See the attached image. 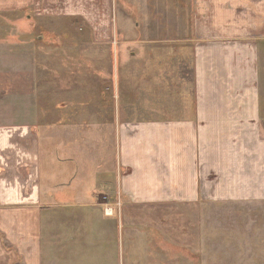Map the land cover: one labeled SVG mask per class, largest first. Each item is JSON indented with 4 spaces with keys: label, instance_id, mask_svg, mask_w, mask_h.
Here are the masks:
<instances>
[{
    "label": "crops",
    "instance_id": "1",
    "mask_svg": "<svg viewBox=\"0 0 264 264\" xmlns=\"http://www.w3.org/2000/svg\"><path fill=\"white\" fill-rule=\"evenodd\" d=\"M46 1L7 0L6 4L21 9L34 4L51 6L59 19L70 21V35L80 32L105 40L112 37L114 43L117 37L141 35L135 19L134 28L123 27L126 18L122 6L131 2L135 14L137 6L141 10L142 0H51L44 5ZM170 2L173 8L169 14L185 12L179 13L180 19L165 17L168 9L163 7L164 0H155L156 13H164L161 20L171 24L179 19L183 27L178 32L182 30L179 34L186 38L184 41L117 40L114 45H119L120 52L133 49L132 78L139 86L134 97L139 94L142 101L134 114L166 117L131 122L117 119L118 172L113 190L122 201L120 213L153 212L157 209L152 208L165 205L195 207L201 201L264 202V0ZM189 19L188 31L185 22ZM147 32L149 36L159 35ZM188 43H192L193 54L191 78L183 76L182 64L172 56L187 49ZM143 49L154 54L153 58L136 59L135 53ZM162 51L171 55H156ZM42 145L32 126L0 129V264H12L10 246L17 249L23 264H44V258L54 264L61 255L56 251L63 244L76 243L69 237L78 231L84 238L88 236L84 230L90 228L100 238L96 247L100 256L121 264L116 242L108 245L103 239L110 235L109 226L113 233L115 224L124 228V222L120 216L115 223L114 218L100 215L96 189L86 174L81 188L71 177L64 180L66 184H53L45 193ZM58 146L55 149L60 155L65 144ZM83 188L88 197L84 200ZM57 225L62 231L53 233L54 241L48 243L46 233ZM82 240L76 244L78 254H85L87 260L97 257L86 249L91 247L90 238L88 242ZM109 246H115L113 252Z\"/></svg>",
    "mask_w": 264,
    "mask_h": 264
},
{
    "label": "rangeland",
    "instance_id": "2",
    "mask_svg": "<svg viewBox=\"0 0 264 264\" xmlns=\"http://www.w3.org/2000/svg\"><path fill=\"white\" fill-rule=\"evenodd\" d=\"M6 1L0 0V129L14 126L36 128L43 144L45 193L53 184H66L64 180L71 177L77 179L73 182L81 188L82 177L85 174L90 177L96 189L100 215L114 218L115 223L120 216L122 224L124 222V228L116 223L113 233L109 226L110 235L103 239L108 245L116 242L121 264H264V202L218 204L201 201L195 207L165 205L152 208L157 209L153 212L132 210L120 213L122 201L113 190L118 172L117 119L131 122L138 119L165 120L166 117L134 114L142 101L139 94L134 97V90L139 86L133 84L132 78L133 49L120 52L119 45H114L118 44L117 40L167 39V44L184 41L186 38L179 34L182 30L178 32L183 27L179 24V13L183 11L169 14L172 2L164 0L163 7L168 9L165 17L179 18L173 19L175 22L171 24L169 20H161L164 13H156L155 0H142L141 10L137 6L135 14V5L128 2L122 6L126 18L123 27L134 28L132 20L135 19V28L141 35L117 37L114 43L112 37L105 40L80 32L70 35V21L59 19L51 6L37 7L34 4L21 9L14 4L10 7ZM189 6L191 18V2ZM185 23V29L189 31L190 19ZM147 30L159 35L149 36ZM163 32L164 35L160 36ZM188 44L187 49L174 52L172 56L182 64L183 76L191 78L192 43ZM100 47H105L102 52L94 51ZM163 52L167 51L156 55H171ZM135 55L136 59L143 61L154 56L147 49ZM136 112L138 115L139 111ZM63 143L65 146H60L63 151L58 155L55 148ZM53 176H57L56 180ZM81 197L83 200L88 198L84 188ZM107 209L113 214L107 215ZM95 218L93 214L92 219ZM56 227L48 229V243L54 241L53 233L58 235L62 231L58 225ZM84 231L88 236L83 238L77 231L76 235L69 237L76 241L74 246L63 244L62 249L56 251L61 255L54 264H116L117 261L110 258L104 260L96 251L101 242L95 229ZM81 239L82 242L91 241V247L86 249L93 250L94 256L99 258L87 260L85 254H78L76 244L79 245ZM114 248L109 246L112 252ZM8 251H12L8 255L12 264L24 263L15 247L10 246ZM44 264L53 263L44 258Z\"/></svg>",
    "mask_w": 264,
    "mask_h": 264
},
{
    "label": "built area",
    "instance_id": "3",
    "mask_svg": "<svg viewBox=\"0 0 264 264\" xmlns=\"http://www.w3.org/2000/svg\"><path fill=\"white\" fill-rule=\"evenodd\" d=\"M105 213H106L107 215H111V214H113V212H112L111 209H107V210L105 211Z\"/></svg>",
    "mask_w": 264,
    "mask_h": 264
}]
</instances>
